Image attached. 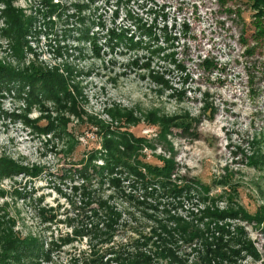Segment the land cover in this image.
I'll return each mask as SVG.
<instances>
[{
    "label": "rangeland",
    "instance_id": "374dc122",
    "mask_svg": "<svg viewBox=\"0 0 264 264\" xmlns=\"http://www.w3.org/2000/svg\"><path fill=\"white\" fill-rule=\"evenodd\" d=\"M251 5L0 0V64L57 72L70 91L57 105L32 102L39 85L0 88V159L17 168L0 176V215L44 244L41 264H117L116 252L170 264L168 249L202 264L207 244L222 254L212 264H264V18ZM9 6L26 25L21 47ZM132 135L141 149L128 154L118 142ZM107 155L129 163L98 172ZM138 158L171 165L166 188L129 174ZM192 230L201 237L184 243Z\"/></svg>",
    "mask_w": 264,
    "mask_h": 264
},
{
    "label": "trees",
    "instance_id": "16d2710c",
    "mask_svg": "<svg viewBox=\"0 0 264 264\" xmlns=\"http://www.w3.org/2000/svg\"><path fill=\"white\" fill-rule=\"evenodd\" d=\"M9 10L7 12V21L10 25L9 36L15 40L19 47L22 46L23 39L27 33L26 25L23 20V16L20 15L17 11L13 10L11 6H9ZM251 8L255 11V19L256 21L263 20L264 18V0H252ZM260 23V22H259ZM257 32L260 35H264V23L257 25ZM259 30V31H258ZM16 80H21L22 82H26L27 85H30L33 89H36L39 85V90L41 93H38V96L43 95L42 99H35L31 96V99H34L32 102H38L40 104L43 101H53L55 104L60 105L62 102L60 96L66 97L70 95V91L67 85L66 80L59 75L57 72H50L44 70L32 71L28 76L24 74L17 73L15 70L9 69L0 64V88L6 82L10 83ZM38 98V97H37ZM130 139L122 138L121 142H118L120 147L124 149L126 153H134L137 150H140V146L137 145L138 141H136L137 137L132 135ZM118 146V144H116ZM108 152L111 151V147H107ZM104 158L105 168H97V171L103 172L107 170L109 173H113L116 166L117 158L118 162L122 161L125 165H127L128 159L121 158L120 156H116L113 158L108 157ZM93 159H96V156H92ZM129 165V174L135 173L138 178L143 177L144 181L149 184L152 181L159 180L163 187L166 188V184H168V180L173 172L171 165H152L145 164L139 158L132 162L130 161ZM144 165L147 168L148 173L150 174L151 179L147 180L145 176L142 175L141 166ZM124 167V166H123ZM103 170V171H102ZM17 168L14 164L8 160L0 159V176L4 177L10 173H16ZM80 176L89 181L92 178V174H90L88 166L85 167L84 170L80 171ZM180 191L182 188H178ZM183 233H186L185 227L182 228ZM155 233V232H154ZM200 234L192 230V232L184 234L182 239L184 243H189L194 240V238H200ZM177 242V239H176ZM125 255L122 252H116V257H114V262L117 264H152L153 257L151 255H147L146 253H138V254H130L126 252ZM219 249L213 250L210 247V244L206 246V252L201 253V262L202 264H212L213 260L222 258V254H220ZM232 253L235 256L239 255V251L232 250ZM155 255H158L155 253ZM161 257L168 259L170 258V264H186V260H182L178 256L174 254L173 250H166L159 254ZM131 256V257H130ZM50 259V252L45 250L44 244L42 242L22 239L20 236H16L13 231V224L10 221H7L5 216L0 215V264H12L21 263L23 260L34 261L33 264H41L43 261H47ZM105 255L95 254L90 259L85 261L84 264H106ZM23 263V262H22ZM216 264H221L217 262Z\"/></svg>",
    "mask_w": 264,
    "mask_h": 264
}]
</instances>
